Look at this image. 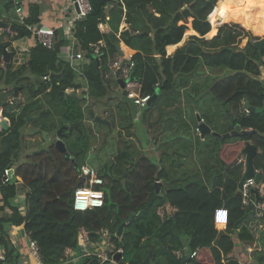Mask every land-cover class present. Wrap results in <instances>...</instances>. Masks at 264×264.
Returning <instances> with one entry per match:
<instances>
[{
	"label": "trees",
	"instance_id": "1",
	"mask_svg": "<svg viewBox=\"0 0 264 264\" xmlns=\"http://www.w3.org/2000/svg\"><path fill=\"white\" fill-rule=\"evenodd\" d=\"M89 2L91 12L76 22L74 29V50L83 52L90 61L84 70L86 90L82 94H76L82 89L77 82L78 72L63 58L68 41L62 30H56L51 49L36 44L27 64L20 69L12 70L9 64L0 67V86L4 89L0 92V103L5 104L2 115L10 123L8 129L2 127L0 131V213L9 212L0 218V246L5 248L11 261L16 262L19 254L11 242L10 231L14 227H23L28 237L37 243L44 264H62L67 249H79L78 237L82 228L89 233L93 243L98 241V233L106 229L111 232L116 248L123 245L120 264H182L187 257L178 258L176 253L184 251L196 253L195 258L190 259L192 264H242L235 254L243 244H261L263 249L254 252L253 262L249 264H264V232L259 234L250 229L256 204H264V198L260 196L258 201L252 193L248 206L238 191L245 171L241 155L249 144L258 148L254 166L261 173L264 184V79H261L264 45L259 49L248 41L244 49L235 48V38L224 33L223 28L218 35L211 34L212 39L205 38L212 31L211 24L219 23L223 12H236L237 5L245 0H228V11L221 10L224 0H219L217 7V0ZM111 4L113 8L108 13L106 8ZM186 6L189 8L183 10ZM5 7L7 12L13 9V0ZM4 22L24 30V36L15 34L17 38L31 36L25 25L7 19ZM37 22L36 18H28L26 25ZM105 23L111 28L109 33H103L99 28ZM123 23L128 25L125 30H121ZM189 29L197 34L189 37L194 42H188L173 56H167L166 47L181 43ZM1 35L10 36L11 33L4 30ZM249 38L253 37L249 35ZM261 39L254 38V41ZM8 45L0 44L1 59L3 49ZM96 45L98 54L95 53ZM118 46L133 52V80L140 84L137 91L142 97L151 96V101L143 108V119L156 108L162 97L166 98V105L171 102L181 107L179 101L170 99L172 93L179 99L180 93L185 99L191 97L196 102L198 96L210 95L217 107L220 105L218 113L211 106L206 111L203 105H195L197 109H193L192 117L188 116L190 120L182 119L177 128L178 132L183 129L185 133L188 128L199 133V113L202 121L218 135H206L200 151L202 137L197 134V152L201 155L209 149L213 152L214 163L201 160V168L190 173L181 168L184 165L182 155L178 156L180 160L174 159L175 152H171L174 144L168 147V143H162L160 164L150 157L133 161L122 184L110 170L102 171L91 162L93 140L86 126L84 108L112 103L113 90L107 74L111 76L114 70L110 66L123 58H120ZM201 67L213 72L224 71L225 75L213 80L212 74L191 84L193 77L205 74V70L204 73L200 71ZM26 71L34 80L25 76ZM112 77L121 87L115 73ZM41 78L44 80L40 81ZM20 84L18 94H26L27 99L20 98L13 104L4 100L5 93L9 92L11 101L13 89ZM70 89L74 90L73 94L67 92ZM158 90L159 96L153 99ZM246 100L255 112L244 110ZM123 102L134 122L141 113L139 110L143 109L137 108L127 95ZM222 116L225 124L220 130L217 120ZM29 117L31 122H28ZM89 117L99 126L90 113ZM29 125L41 136L43 132L57 134L61 129V139L71 159L56 148L54 141L51 146L34 152L30 163L15 168L24 150V130ZM238 127L241 132L253 130L256 133L222 141V135L232 133ZM87 163L104 177L106 199L103 208L79 213L73 209V198L79 186L78 174ZM6 170L14 173L11 183L4 185ZM157 172L158 180L167 185L159 194L155 185ZM177 173L179 179L173 176ZM18 181L22 183L20 188L16 185ZM22 189L26 193L20 201L17 196ZM166 205L174 212L161 218L157 210ZM133 214L135 217L130 220ZM124 223H127L124 234L118 238L117 231ZM78 264H100V259L83 257Z\"/></svg>",
	"mask_w": 264,
	"mask_h": 264
},
{
	"label": "rangeland",
	"instance_id": "2",
	"mask_svg": "<svg viewBox=\"0 0 264 264\" xmlns=\"http://www.w3.org/2000/svg\"><path fill=\"white\" fill-rule=\"evenodd\" d=\"M5 1L9 2L10 0H3V1L0 0V2L3 4L6 3ZM227 2L228 0H224V3L227 4ZM218 3L219 0H217L216 2V7L218 6ZM13 18L14 16H11L10 19L12 20ZM10 22L12 23L15 22L19 25V20L18 22L17 21H10ZM180 24H183V22H181ZM211 26L213 29V24H211ZM221 28H223L224 33H230L231 35H233V38H235V43L233 44V46L235 48L238 47L239 49H244L246 47L248 41L250 40L249 35H251L253 39L264 37V34H256V33H262V28L260 25L256 26V33H254L255 31L253 32L252 30L244 27L243 24L235 21H230L227 23L219 22V24L217 25L216 35L220 33ZM245 30H247L250 34H247ZM3 32L4 30H0V44L8 42L9 39L11 38L8 35H1L3 34ZM189 33L190 30H187L185 32V36L183 38V40H185L186 42L185 44H187L188 42L191 43L194 42L189 39L190 37ZM205 38L212 39L213 37L207 38L206 35ZM205 47L206 45L204 46V48ZM29 57L30 55L27 54V58ZM27 62H28L27 59L23 58L20 66L22 67L26 65ZM1 65H2V60L0 54V67ZM200 71L204 73V68L201 67ZM112 74L108 80L109 85L113 90L112 103L98 105L94 108H90V107L84 108L86 126L89 135L92 137L91 139L93 140L92 143L93 146L90 152L89 159H91V162H93V164L96 167L102 169V171L110 170L114 175L113 177L117 181L124 184V182L126 181L124 176L128 174V170H130L133 161L139 162V160H143V158L150 157L152 161L156 162L157 164H160L159 160H160L161 152L159 151V148L162 146V142L168 143L167 144L168 147H170L171 144H174V148H171V152H175L173 155L175 157L174 159L180 160L178 159V156L182 155V157H184L183 158L184 160L182 159L184 165L181 168L183 170L190 171V173H193V171L196 172L201 168V162H200L201 160L206 162L211 161L212 163H214L213 152L209 151V149L204 150L201 155L197 152V148H198L197 136L198 135L200 136L198 132L196 133L193 129L187 130L188 129L187 128L186 132L184 133L183 129L182 131L179 132L177 129L182 119H186L187 121L190 120L188 116L192 117L193 109L196 108L195 105L198 106L203 105L206 107L211 106L212 108H214V112L218 113V109L220 108V105H218L217 107L216 102L212 99L213 97H211L210 95H205V96L200 95L197 97V102H196L194 98L190 99L191 97H189L188 99L186 96L185 99L184 95L180 93L178 94L180 95V99H179V96L176 97V93H172L170 94V99L174 98V100H177L176 103L179 101L178 104L181 103V107H176L175 103L171 104V102L168 105H166L165 103L166 98L162 97L158 99L155 106L156 108H154L152 112H150V114L146 115L145 119H143V117L145 116V115L143 116V112L145 110L143 109V110H139L141 113L138 116V118H134V122H133L129 115L130 110L125 106L123 102L124 97L128 95V93L114 83ZM212 74L214 76L213 78L214 80L216 78H220L224 76L225 72L218 70V71H214ZM25 76L30 77L32 80H34L32 76H29L28 71L25 72ZM77 82H79L82 85V89L76 91V94H78L79 96L80 94H82L83 91L86 90V81L82 75H79L77 78ZM21 85L22 84H20L17 87H20ZM3 90H4L3 87L0 86V92H2ZM157 92H159V90ZM69 94H73V92L70 91ZM11 96L12 95L9 92L5 93L4 100L9 101L10 103ZM207 97L210 98L208 99ZM0 98L2 97L0 96ZM19 98L24 100L27 99L26 94H20ZM183 104L186 105L184 106ZM91 109L94 110L96 116L108 120L112 124V131H109V129L105 126H100V125L97 126L93 120H90L89 113ZM1 112L2 110L0 111V121L2 119ZM8 124H10L9 120H8ZM217 124H218L217 127L221 130L225 124V117L222 116V119L220 120L218 119ZM1 130H2V126L0 124V131ZM35 130L36 128L34 126H30V125L26 126L24 130V138H25L24 150L23 153L21 154L20 162L15 165V168H17L20 165H26L30 163L31 162L30 160L33 157L34 152L39 151L41 147L47 148L51 146L54 141L56 142V138H57L56 133H53L55 138L53 140L50 139L49 141L51 142L50 145L49 143L46 144L42 136L39 133L35 132ZM163 133H165V136H163ZM204 144L205 143H203V138H202V144L199 148L200 151L203 149ZM123 154H126L127 156L123 157L124 156ZM157 174L159 179V172H157L156 175ZM173 176L178 177L179 173L174 174ZM177 179H179V177ZM160 182L162 183L160 187V191L161 189L165 190L167 185L163 181ZM22 190L24 191V189ZM238 191L241 192V189L238 188ZM18 192L19 193L17 199L22 201L24 199V195H22L21 191ZM20 208L21 210L24 209L23 204H21ZM111 243L115 247L112 241ZM107 252L109 253V255H112L114 249L112 248L110 252L108 249ZM247 253H248L247 251H244V254ZM108 264H112V263L108 262Z\"/></svg>",
	"mask_w": 264,
	"mask_h": 264
},
{
	"label": "built area",
	"instance_id": "3",
	"mask_svg": "<svg viewBox=\"0 0 264 264\" xmlns=\"http://www.w3.org/2000/svg\"><path fill=\"white\" fill-rule=\"evenodd\" d=\"M70 6H68L64 12L63 16L65 19L70 18L71 23H74V26L69 28V35L73 34L74 38V29H75V23L85 19L88 14L91 12V5L89 0H68ZM13 5L16 9V14L20 17L21 25H25L29 32H31V36L25 37L29 41L32 42V46L22 48L21 50H17L16 54L14 52V57L18 58L19 62L22 61L23 58H26L27 61L29 58H27V54L30 55L31 49L36 45L40 44L43 47L47 49H51L54 45V39H55V32L56 30L47 28V27H39L38 25H26V21L29 18L27 15V11H25L21 6L20 2L13 0ZM71 8H74V10H70ZM71 37V36H69ZM68 39V38H67ZM75 39L72 40V45L67 46V49L64 53V60L70 64L71 68L78 72L79 75L84 76V60L85 55L83 52L78 51L75 52ZM95 47V53H99V47L96 45ZM123 51V49H121ZM126 53V52H125ZM124 51V57L120 59L119 61L114 62L110 67L111 70H114V73H116L118 70L120 71V79H122L125 82V88L124 90L128 93L127 98L131 102H133L137 108L143 109L145 108L149 102L151 101V96L142 97L139 92L137 91L138 88H140V84L134 80H130L131 76L133 75V68H134V62L132 61L133 52L128 49L127 54L125 55ZM125 60L124 65L121 67V63ZM83 63V65H81ZM89 64V63H88ZM110 75L107 74V78H109ZM74 92L73 89L68 90L67 92L70 93ZM14 99H11L10 103L13 104ZM2 110V109H1ZM246 112H249L245 110ZM2 113V112H1ZM259 172V171H257ZM78 180H79V186L76 188L74 192V198H73V209L76 212L79 213H86L89 211H93L99 208H103L105 204L106 199V193L104 190V187L106 185V181L104 177L100 175L98 170L94 167H92L90 164H85L81 167V170L78 174ZM12 181L11 177V170H6L3 178V184L7 185L10 184ZM16 185L20 188L22 183L16 182ZM255 190L259 193V195L264 198V184L263 182L260 184H257L254 179H249L245 182L243 185V188L241 189V193L244 197V204L250 205L251 200L250 196L252 194V191ZM23 195V194H22ZM25 198V195H24ZM24 200V199H23ZM256 215L255 219L252 222L250 229L253 232H258L261 234L264 232V204L257 203L256 204ZM23 213H25V209L22 210ZM174 212V209L169 206H163L158 208L157 215L161 218H164V216H171ZM26 243L22 246H17L19 257L16 262H12L10 256L8 255L5 248L0 246V264H44L41 256L40 251L38 248V245L35 241H33L28 235L26 234ZM112 234L109 230H101L98 233V241L93 243L90 240L89 233L86 231V229L82 228L79 233V249L75 250L72 248H69L65 251V261L62 264H78L81 258L83 257H90L95 256L100 259V264H105L106 262H111L112 264H120V261H116L115 255L117 253H122L123 256V249L116 248L111 243L112 241ZM254 247V246H253ZM114 249V252L112 255H109L107 250L109 249V252L111 249ZM249 250H257L256 246L253 249ZM178 258H186L188 260L187 264L190 263V259L195 258L196 253L188 254V252H177L176 253ZM235 256L239 259V255ZM242 262V260H241ZM244 262H242L243 264Z\"/></svg>",
	"mask_w": 264,
	"mask_h": 264
},
{
	"label": "crops",
	"instance_id": "4",
	"mask_svg": "<svg viewBox=\"0 0 264 264\" xmlns=\"http://www.w3.org/2000/svg\"><path fill=\"white\" fill-rule=\"evenodd\" d=\"M3 1V0H2ZM18 2H20V6L27 11V15L29 18H36L38 20V22L34 25H38V26H44L47 28H51L54 30H62L65 34V37L68 38V44L72 45V40H74L73 38V34L69 35V28L74 26V23H71L70 18L65 19L63 16V12L64 10L70 6L68 0H16ZM239 1V0H236ZM258 1V2H257ZM245 0V2H242V4H238L237 5V9L236 12L231 11L230 13H225L223 12L221 14V18L219 22H223V23H227L229 22V20L231 19V21H235L238 23L243 24L244 27L249 28V29H253V32L256 33V26L260 25L262 28V33H256V34H264V0ZM6 2V1H5ZM6 3H1L0 2V20L4 21V19L10 20V21H17L19 20V24H21L20 22V17L16 14V9L15 6L13 5V9H11L9 12L6 11ZM224 3V6L221 8V10H229V3L227 2V4ZM113 8V4L109 5L106 8V12L109 13V11ZM70 10H74V8H71ZM234 10V9H233ZM11 16H14V18L11 20ZM109 19V17H107V20ZM248 22V23H247ZM253 23V24H252ZM10 24V23H9ZM219 23H215L213 26L212 31L207 35V38H212L214 36L211 37V34H217V25ZM100 30L103 33H109L111 31V28L108 24H101L100 25ZM128 28V25L123 23L121 30H125ZM190 30V35L189 36H193V35H197V34H191L194 30L189 29ZM8 31V30H7ZM9 32V31H8ZM11 35L9 37H11L9 39L8 43V47L7 50L10 53H13V56L11 58V62L9 63V65L11 66L12 70H18L21 68V62H19L18 58L14 57V52H16L17 50H21L22 48L25 47H29L32 46V42L29 41L26 38H17L15 36V33L10 32ZM71 36V37H69ZM263 38V37H262ZM185 40H183L181 43L176 44V45H169L166 47V53L167 56H173L178 49H181L182 47H184L185 44ZM104 43H102L103 45ZM68 45V46H69ZM67 48V47H66ZM65 48V49H66ZM170 48H172V50H170ZM125 55L128 52L129 48H122ZM122 51V52H123ZM65 53V51L63 52V54ZM64 56V55H63ZM27 57V56H26ZM121 58V57H120ZM2 60V65L1 67L5 68V63L4 62V58L1 59ZM90 61L88 60V58L85 57L84 60V65L87 66L88 63ZM83 63L81 65H83ZM205 74L203 76H195L191 79V84L192 83H198L201 82V80H205L207 79L208 76L212 75L213 71L210 70V68H205ZM261 71H262V77L264 78V67H261ZM184 106L186 104H183ZM197 109V108H196ZM204 110H208V107L203 106ZM200 117V114L198 113L197 118ZM163 136H165V133H163ZM164 144V142H162ZM161 146V145H160ZM26 191L24 190L22 192L23 195H25ZM9 212H1L0 213V218L4 217L5 215H7ZM26 233L23 229V227L20 228H12L10 231V239L11 242L13 244V246L15 248L18 249L17 246H22L26 243ZM235 238V237H234ZM236 239V238H235ZM256 246L257 250H249V249H253ZM263 249V247L260 245H242L241 247L237 248L238 251V255L240 257V259L242 260V262H244L243 264H249L253 262V254L254 252H258L261 251ZM19 251V250H18ZM236 251V252H237ZM244 251H247V254H244ZM236 254V255H237Z\"/></svg>",
	"mask_w": 264,
	"mask_h": 264
},
{
	"label": "water",
	"instance_id": "5",
	"mask_svg": "<svg viewBox=\"0 0 264 264\" xmlns=\"http://www.w3.org/2000/svg\"><path fill=\"white\" fill-rule=\"evenodd\" d=\"M189 6H186L183 8V10L185 9H188ZM39 27H42L39 26ZM0 30H8L9 32H13L15 34H20L21 36H24V30L20 27H17V26H14L12 24H9V23H6L4 21H1L0 20ZM249 42H252L254 43V45L256 47H258L259 49L262 48V46L264 45V37L259 40V41H254L253 38H250ZM118 51H119V54H120V57H124V54L123 52L121 51V48L120 46L117 47ZM3 56H4V62L9 64L11 62V58L13 56V53H10L8 52L7 48H4L3 49ZM262 59V58H261ZM125 63V60L123 59L122 63H121V67L124 65ZM120 71L118 70L116 73H115V76L121 86L122 89L125 88V82L120 79V75H119ZM44 79H40V81H43ZM130 80H133V75L131 76ZM19 89L20 87H15L13 89V92H14V95H15V98L16 100H20L19 98ZM170 93V92H169ZM164 94V93H163ZM159 96V92L156 93V95L154 96L153 99H156L157 97ZM5 106V104H2L0 103V111L1 109ZM243 108L244 110H248L249 112L252 111V112H255V109L252 108L250 106V102L248 100L245 101V103L243 104ZM90 116L99 124V125H105L107 126V128L109 129V131H112V124L108 121V120H105L99 116H96L95 112L93 109L90 110ZM2 119L0 121V124L2 127H5L6 129H8L9 127V124H8V121L7 119L3 118V115L1 116ZM31 118L29 117L28 118V122H30ZM198 120H199V133H200V136L202 138H204L206 135L208 134H214V135H218L217 133H214L212 131V129L207 125L205 124L202 119L200 117H198ZM72 128H70V132H72ZM254 133H256V131H253V130H247V131H244V132H241L240 131V128L238 127L235 131H233L232 133H229V134H225V135H222L221 138H222V141H225L226 139H230L232 137H237V136H241V135H245V136H251L253 135ZM61 135H62V130L60 129L58 132H57V138H56V143H55V146L56 148L64 153L67 157V159H71V156L67 150V147L65 145V143L62 141L61 139ZM42 138L44 140V142L46 144H50L51 145V142L50 139H54L55 136L54 134H50L48 132H43L42 134ZM203 143H204V140H203ZM258 153V148L255 146V145H252V144H249L243 151H242V155L241 157L244 159L245 161V171H244V175L239 183V189H242L243 188V185L245 184V182L249 179H254V181L257 183V184H260L262 183V175L261 173L257 172V170L255 169V166H254V161H255V157H256V154ZM13 173L14 171L12 170L11 171V177H13ZM155 179H156V188H157V193L159 194L160 192V187L162 185V183L160 181H157L158 180V174L155 175ZM252 193L256 196L257 200L259 201L261 199L259 193L255 190L252 191ZM135 217V214H133L130 218L133 219ZM127 226V223H124L123 225H121L117 231V237L118 238H122L123 234H124V230ZM120 248L123 249V245L121 244L120 245ZM122 253H117L115 255V260L116 261H120L122 259ZM188 263V260H184L182 262V264H187ZM151 264H155L154 262H152Z\"/></svg>",
	"mask_w": 264,
	"mask_h": 264
},
{
	"label": "flooded vegetation",
	"instance_id": "6",
	"mask_svg": "<svg viewBox=\"0 0 264 264\" xmlns=\"http://www.w3.org/2000/svg\"><path fill=\"white\" fill-rule=\"evenodd\" d=\"M12 99H14V101L16 100L15 95H14V97H13ZM14 101H13V102H14Z\"/></svg>",
	"mask_w": 264,
	"mask_h": 264
},
{
	"label": "clouds",
	"instance_id": "7",
	"mask_svg": "<svg viewBox=\"0 0 264 264\" xmlns=\"http://www.w3.org/2000/svg\"><path fill=\"white\" fill-rule=\"evenodd\" d=\"M4 57V56H3ZM8 121V120H7Z\"/></svg>",
	"mask_w": 264,
	"mask_h": 264
}]
</instances>
